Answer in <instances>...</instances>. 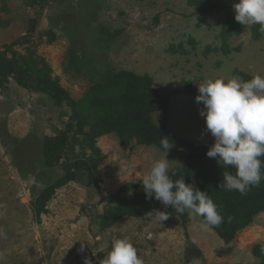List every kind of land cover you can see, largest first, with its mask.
<instances>
[{
    "label": "rangeland",
    "instance_id": "rangeland-1",
    "mask_svg": "<svg viewBox=\"0 0 264 264\" xmlns=\"http://www.w3.org/2000/svg\"><path fill=\"white\" fill-rule=\"evenodd\" d=\"M210 1L203 13L190 0H0V264H103L119 237L143 264H264V210L225 240L202 217L146 198L140 179L161 146L106 130L105 102L127 101L102 83L133 72L169 104L164 116L149 113L154 125L164 119L174 137L214 141L197 84L243 80L236 70L264 75V30L255 39L245 26L224 44L235 0ZM184 83L192 91L176 93ZM53 91L76 101L78 123ZM167 158L177 179L186 151L173 145ZM206 184L195 187L223 202L219 181ZM157 209L169 219L150 217Z\"/></svg>",
    "mask_w": 264,
    "mask_h": 264
},
{
    "label": "clouds",
    "instance_id": "clouds-1",
    "mask_svg": "<svg viewBox=\"0 0 264 264\" xmlns=\"http://www.w3.org/2000/svg\"><path fill=\"white\" fill-rule=\"evenodd\" d=\"M234 18L243 26L259 24L264 30V0H235ZM195 100L202 103L200 115L204 117L206 130L214 138L206 155L215 159L222 168H234L235 173L225 171V191H238L247 195L252 187L264 180V75L255 74L243 81L236 77H211L197 84ZM168 136L160 140L162 155L150 158L151 165L140 179L146 198L155 199L175 213L203 218L204 227H217L223 223L217 204L204 190L186 183L184 176L173 179L167 158L173 143ZM177 168L183 165L177 161ZM150 217L160 222L169 219V212L154 210ZM83 250V249H81ZM85 264H92L87 259ZM103 264H143L136 247L126 237L114 238Z\"/></svg>",
    "mask_w": 264,
    "mask_h": 264
},
{
    "label": "trees",
    "instance_id": "trees-1",
    "mask_svg": "<svg viewBox=\"0 0 264 264\" xmlns=\"http://www.w3.org/2000/svg\"><path fill=\"white\" fill-rule=\"evenodd\" d=\"M190 1L203 13H208L215 7V4L210 0ZM33 27L34 23L30 25V31ZM244 28L245 26L237 22L235 18L226 21L222 25V40L224 44L227 43L232 35L241 33ZM260 28L259 24H255L251 28L252 35L255 39L260 37ZM23 39H26V36L20 38L19 41ZM3 71L4 66L0 62V72ZM235 73L239 74L243 81H247L252 77L243 71L236 70ZM110 81H112L111 84H109ZM102 84L101 87L105 94L109 93L112 98H115L117 96L120 97L121 93L122 98L127 101L121 107L105 102L103 105L107 109L105 119L109 123L106 130L127 131L131 134L130 137L136 136L141 143H157L159 146H161L160 140L163 136H168L167 138L170 143L186 151V158L182 164L183 167L178 169V178L184 176L186 183H193L195 186L205 187L207 186V178H209L211 181L216 180L219 181V184H222L223 173L225 171L235 173L234 168H222L215 159L209 158L206 155L208 148L214 141L197 144L188 139L172 136L168 132L164 119L157 126L151 122L149 113L160 111L164 116L169 109V104L157 94L153 88V81L150 76H142L133 72H123L121 74H115V76H112L109 80H105ZM191 91V86L188 83H184L183 86H180L176 90V93H190ZM51 94L58 100H70L68 95L64 93L53 91ZM70 106L75 110L74 118L77 119L79 115L76 110V101L71 99ZM76 121L78 123V119ZM71 126L75 128L74 125ZM199 189L203 190L201 188ZM219 189L216 192H221L223 202L216 201L215 203L224 217V224H220L214 228L221 233L225 240H231L234 237L235 228L246 226L252 221L256 213L264 210V180L258 186L252 187L247 195H241L238 191H225L222 187H219ZM209 195L213 197L215 194L210 193ZM232 221H234V227L232 229L224 226L225 223ZM226 229L229 232L224 231Z\"/></svg>",
    "mask_w": 264,
    "mask_h": 264
}]
</instances>
